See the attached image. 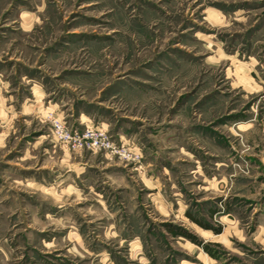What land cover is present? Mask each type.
<instances>
[{"label":"rangeland","instance_id":"rangeland-1","mask_svg":"<svg viewBox=\"0 0 264 264\" xmlns=\"http://www.w3.org/2000/svg\"><path fill=\"white\" fill-rule=\"evenodd\" d=\"M0 264H264V0H0Z\"/></svg>","mask_w":264,"mask_h":264},{"label":"built area","instance_id":"built-area-1","mask_svg":"<svg viewBox=\"0 0 264 264\" xmlns=\"http://www.w3.org/2000/svg\"><path fill=\"white\" fill-rule=\"evenodd\" d=\"M54 129L55 135L59 140L73 147L98 151H111L117 155L125 156V154L118 151V148L111 141V137L98 128L86 129L83 132H72L66 130L62 124L58 123L54 126ZM121 150L123 152L127 151L122 147ZM126 154L127 159H131V154L129 152Z\"/></svg>","mask_w":264,"mask_h":264},{"label":"trees","instance_id":"trees-1","mask_svg":"<svg viewBox=\"0 0 264 264\" xmlns=\"http://www.w3.org/2000/svg\"><path fill=\"white\" fill-rule=\"evenodd\" d=\"M198 225H202L200 222H197V220H194ZM202 227L205 228V226L202 225ZM169 231L175 235V236H182L184 238H187L189 239L193 244L201 247L206 253H210L211 252L208 250L207 246L202 244V242L200 240H198L197 238L189 235L187 232H185L184 230H177V231H174L173 229H169ZM219 233V231H218Z\"/></svg>","mask_w":264,"mask_h":264}]
</instances>
